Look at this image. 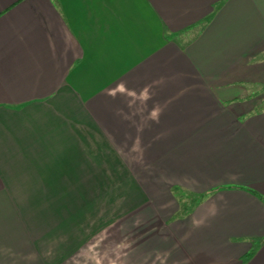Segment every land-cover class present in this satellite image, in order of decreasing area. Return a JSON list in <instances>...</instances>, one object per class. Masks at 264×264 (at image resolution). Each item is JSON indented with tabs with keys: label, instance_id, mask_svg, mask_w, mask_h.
<instances>
[{
	"label": "crops",
	"instance_id": "obj_1",
	"mask_svg": "<svg viewBox=\"0 0 264 264\" xmlns=\"http://www.w3.org/2000/svg\"><path fill=\"white\" fill-rule=\"evenodd\" d=\"M0 264H264V0H0Z\"/></svg>",
	"mask_w": 264,
	"mask_h": 264
},
{
	"label": "rangeland",
	"instance_id": "obj_2",
	"mask_svg": "<svg viewBox=\"0 0 264 264\" xmlns=\"http://www.w3.org/2000/svg\"><path fill=\"white\" fill-rule=\"evenodd\" d=\"M105 248H106V247H105ZM104 250L108 251V249H104ZM104 250H101L102 253H100L99 257H100V256L104 257V252H105ZM107 253H108V254H106V255H109L111 252H107ZM105 257H107V256H105ZM108 257H110L111 261H113V258L111 257V255L108 256ZM117 257H118V259H119V256H117ZM117 257H116V258H117ZM102 260H104V258H103Z\"/></svg>",
	"mask_w": 264,
	"mask_h": 264
},
{
	"label": "trees",
	"instance_id": "obj_3",
	"mask_svg": "<svg viewBox=\"0 0 264 264\" xmlns=\"http://www.w3.org/2000/svg\"><path fill=\"white\" fill-rule=\"evenodd\" d=\"M253 251H254V250H252V252H250V253L248 254V256H247V257H249L250 255H252Z\"/></svg>",
	"mask_w": 264,
	"mask_h": 264
}]
</instances>
